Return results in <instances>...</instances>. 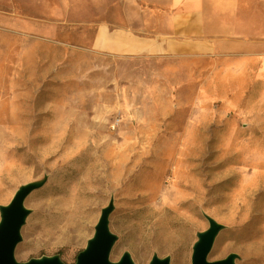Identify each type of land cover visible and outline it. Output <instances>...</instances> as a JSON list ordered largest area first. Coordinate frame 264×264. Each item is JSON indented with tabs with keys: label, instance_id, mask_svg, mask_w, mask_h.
Instances as JSON below:
<instances>
[{
	"label": "rangeland",
	"instance_id": "rangeland-1",
	"mask_svg": "<svg viewBox=\"0 0 264 264\" xmlns=\"http://www.w3.org/2000/svg\"><path fill=\"white\" fill-rule=\"evenodd\" d=\"M104 1L0 0V208L39 186L15 260L73 264L109 207L111 262L191 264L213 221L207 260L264 264V79L205 57L122 74L89 53Z\"/></svg>",
	"mask_w": 264,
	"mask_h": 264
},
{
	"label": "crops",
	"instance_id": "crops-1",
	"mask_svg": "<svg viewBox=\"0 0 264 264\" xmlns=\"http://www.w3.org/2000/svg\"><path fill=\"white\" fill-rule=\"evenodd\" d=\"M97 8L89 53L123 60L122 74H174L205 57L244 63L264 79V0H108ZM165 62L172 67L160 68Z\"/></svg>",
	"mask_w": 264,
	"mask_h": 264
},
{
	"label": "water",
	"instance_id": "water-1",
	"mask_svg": "<svg viewBox=\"0 0 264 264\" xmlns=\"http://www.w3.org/2000/svg\"><path fill=\"white\" fill-rule=\"evenodd\" d=\"M37 187L39 186L34 183L20 186L9 203L0 208V264H63L57 256L30 259L26 262H18L14 258L15 247L20 241V229L28 212L24 207V199ZM110 210L109 207L101 210L93 236L87 241L85 248L78 253L73 264H133L127 254L122 255L116 262L109 260L110 249L115 239L107 227ZM218 228L219 225L211 221L208 229L199 234L198 240L193 245L191 264H232L231 255L220 260H207V254ZM150 264H168V261L152 257Z\"/></svg>",
	"mask_w": 264,
	"mask_h": 264
}]
</instances>
